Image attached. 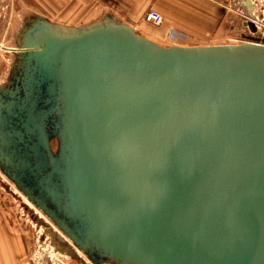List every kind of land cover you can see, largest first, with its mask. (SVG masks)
I'll return each mask as SVG.
<instances>
[{"label":"water","instance_id":"obj_1","mask_svg":"<svg viewBox=\"0 0 264 264\" xmlns=\"http://www.w3.org/2000/svg\"><path fill=\"white\" fill-rule=\"evenodd\" d=\"M37 24L13 79L44 86L50 169L23 170L0 128L29 200L96 264H264V45Z\"/></svg>","mask_w":264,"mask_h":264},{"label":"rangeland","instance_id":"obj_2","mask_svg":"<svg viewBox=\"0 0 264 264\" xmlns=\"http://www.w3.org/2000/svg\"><path fill=\"white\" fill-rule=\"evenodd\" d=\"M254 2L256 9L247 11L244 0L240 1V6L230 12V19L234 22L221 27L210 37L200 39L203 42H185L187 38L184 36L181 41L162 38L157 39V43L164 47L237 44L239 39L248 36L243 25L248 14L253 13V21L257 22L260 33L264 32V0ZM47 9L41 6L40 0H0V85L6 84L11 72L19 67V63H14L13 54L20 52L23 40L38 22L46 20L43 16L52 17ZM147 25L151 30L158 29ZM51 146L55 152L57 141L53 140ZM63 245L71 247L75 254L70 256L58 250L63 249ZM0 264H96L73 245L59 226L29 200L18 183L1 167Z\"/></svg>","mask_w":264,"mask_h":264},{"label":"crops","instance_id":"obj_3","mask_svg":"<svg viewBox=\"0 0 264 264\" xmlns=\"http://www.w3.org/2000/svg\"><path fill=\"white\" fill-rule=\"evenodd\" d=\"M236 1L240 6L242 0ZM233 2L234 0H40L41 6L52 13V17L43 18L55 25L81 28L111 17L156 43L157 39L162 38L171 41V31L185 36V42H203L200 39L210 37L221 27L234 22L230 19V12L235 6ZM149 11H155L163 18V24L157 30H151L144 21V15Z\"/></svg>","mask_w":264,"mask_h":264},{"label":"flooded vegetation","instance_id":"obj_4","mask_svg":"<svg viewBox=\"0 0 264 264\" xmlns=\"http://www.w3.org/2000/svg\"><path fill=\"white\" fill-rule=\"evenodd\" d=\"M19 53L13 54L14 63H19ZM14 73L15 71L11 72L6 84L0 85V128L12 141L13 150L24 159L26 164L23 170H41L45 165L50 169L49 155H58L59 141L54 135L56 129L54 123L51 129L45 128L44 113L47 106H45L44 86L35 84L31 85V88L15 83ZM23 88H30L31 93L25 95L22 92ZM53 140L57 141L55 152L51 146ZM62 248L58 250L70 256L75 254L68 245H63Z\"/></svg>","mask_w":264,"mask_h":264},{"label":"built area","instance_id":"obj_5","mask_svg":"<svg viewBox=\"0 0 264 264\" xmlns=\"http://www.w3.org/2000/svg\"><path fill=\"white\" fill-rule=\"evenodd\" d=\"M248 1H249L250 9L254 11L257 5L255 4L254 0H248ZM233 3L235 5L234 8L239 6V3L237 1L235 2L234 0ZM253 18H254L253 13L248 14V17L246 18L247 21L243 23L244 27L247 28L248 30V36L242 37V39H239L237 43H254V44L264 45V32L260 33L259 26L256 21H253ZM255 19L257 18L255 17ZM144 21L155 28H159L163 24L162 16L155 11L147 12L144 15ZM169 38L171 39V41L177 42L179 40H183L184 36L180 35L175 31H171L169 33Z\"/></svg>","mask_w":264,"mask_h":264},{"label":"bare ground","instance_id":"obj_6","mask_svg":"<svg viewBox=\"0 0 264 264\" xmlns=\"http://www.w3.org/2000/svg\"><path fill=\"white\" fill-rule=\"evenodd\" d=\"M249 3V2H248ZM249 6V5H248ZM22 50L20 49V52H21ZM113 264V263H112Z\"/></svg>","mask_w":264,"mask_h":264}]
</instances>
